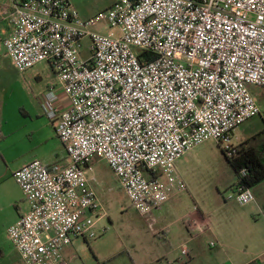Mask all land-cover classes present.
Listing matches in <instances>:
<instances>
[{
  "label": "built area",
  "instance_id": "obj_1",
  "mask_svg": "<svg viewBox=\"0 0 264 264\" xmlns=\"http://www.w3.org/2000/svg\"><path fill=\"white\" fill-rule=\"evenodd\" d=\"M2 21L11 66L46 63L55 74L38 101L65 153L54 171L34 159L13 173L29 210L6 236L25 264H68L65 247L96 238L104 214L87 177L96 160L154 220L185 189L182 156L212 140L232 157L234 130L260 115L250 89L264 90V0H118L86 19L69 0H9ZM232 199L246 206L254 196L238 188Z\"/></svg>",
  "mask_w": 264,
  "mask_h": 264
},
{
  "label": "rangeland",
  "instance_id": "obj_2",
  "mask_svg": "<svg viewBox=\"0 0 264 264\" xmlns=\"http://www.w3.org/2000/svg\"><path fill=\"white\" fill-rule=\"evenodd\" d=\"M116 1L69 0L77 12H101ZM103 32L110 35L115 31L105 29ZM89 43V39L82 40V59L89 55ZM37 74L40 79L36 78ZM51 84L56 85V77L46 63L20 73L8 59L0 58V118L8 125L26 120L24 111L31 112L37 95ZM253 89L263 92L261 88ZM255 98L258 104L262 102L259 97ZM262 129V119L255 117L235 130L231 144L236 147L240 140ZM175 171L185 189L173 190L169 200L153 212L152 220L130 206L110 168L104 161L96 160L88 168L87 177L91 180L104 215L97 220L96 238L76 240L63 251L68 264H181L183 244L187 249L196 246L208 252L206 241L209 237L205 235L200 240L189 242L184 224L198 212L196 204L204 207V213L218 225L225 222V209L240 211L238 204L229 199L233 196L231 187L234 173L221 147L212 140L195 146L182 156L175 163ZM224 201L229 204L222 209L220 204ZM4 232L0 225V247L4 243Z\"/></svg>",
  "mask_w": 264,
  "mask_h": 264
},
{
  "label": "crops",
  "instance_id": "obj_3",
  "mask_svg": "<svg viewBox=\"0 0 264 264\" xmlns=\"http://www.w3.org/2000/svg\"><path fill=\"white\" fill-rule=\"evenodd\" d=\"M8 3L9 0H0V9ZM99 12L78 13L81 18L86 19ZM0 28L7 32L8 21H2ZM103 31L105 29L100 30ZM0 58L8 59L1 51ZM36 78L40 79V75L37 74ZM53 85H47L40 94ZM253 88L250 89L251 93L262 99V102L257 103L260 109V115L257 117H260L264 124V90L262 89V92ZM40 94L37 95L31 112L24 111L26 120L8 125L0 118V225L2 231H5L4 243L0 247V261L4 264H25L6 236L7 229L29 210L20 188L13 179V173L34 159L41 160L50 171L65 165L64 148L56 136L53 125L41 113L38 101ZM234 133L235 130L233 137ZM262 142L264 129L243 138L237 146L241 144L256 146ZM235 183L234 175L232 192L235 191ZM250 190L254 201L246 206L238 205L241 208L238 213L225 209V222L221 225L217 222L214 224L213 219L204 213V207L196 204L198 212L185 222L186 225L184 224L189 235L188 241L200 240L207 235L209 240L206 241V245L209 251L196 246L189 248L188 256L181 264H250L255 260H260L264 264V179ZM228 204V201H224L220 206L224 209ZM67 248L65 247L63 251Z\"/></svg>",
  "mask_w": 264,
  "mask_h": 264
},
{
  "label": "trees",
  "instance_id": "obj_4",
  "mask_svg": "<svg viewBox=\"0 0 264 264\" xmlns=\"http://www.w3.org/2000/svg\"><path fill=\"white\" fill-rule=\"evenodd\" d=\"M225 158L236 177L234 190L250 189L264 179V142L256 146H236V153ZM243 170L245 175L242 174Z\"/></svg>",
  "mask_w": 264,
  "mask_h": 264
}]
</instances>
